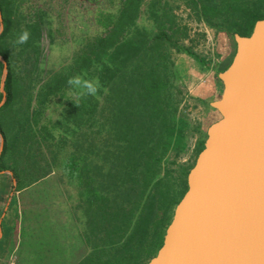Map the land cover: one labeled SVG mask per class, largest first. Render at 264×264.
<instances>
[{
  "label": "trees",
  "instance_id": "trees-1",
  "mask_svg": "<svg viewBox=\"0 0 264 264\" xmlns=\"http://www.w3.org/2000/svg\"><path fill=\"white\" fill-rule=\"evenodd\" d=\"M153 1L146 11L152 29L138 23L144 0H121L119 10L107 14L106 31L87 43L82 57L42 78L37 92L40 78L11 71L0 35V54L9 62L0 107V170L8 161L16 180L11 187H31L44 202L54 194L55 169L81 178L92 248L83 264H143L155 256L188 189V172L173 175L168 168L170 153L187 144L172 60L174 49H185L179 42L187 26L164 0ZM186 1L198 20L241 35H250L264 18L262 0ZM4 68L0 60V102ZM53 104L74 124L71 135L51 131L45 110ZM86 117L98 127L95 136H87Z\"/></svg>",
  "mask_w": 264,
  "mask_h": 264
},
{
  "label": "rangeland",
  "instance_id": "rangeland-1",
  "mask_svg": "<svg viewBox=\"0 0 264 264\" xmlns=\"http://www.w3.org/2000/svg\"><path fill=\"white\" fill-rule=\"evenodd\" d=\"M152 1L144 0L138 18V23L147 29L153 28L149 12H146ZM2 2L0 35L4 33V36L1 46L9 57L15 76L40 78L39 83H36V92L44 82L42 78L47 79L84 55L87 43L106 31L107 14L116 13L121 4V0H68L65 10L58 12V7L50 0ZM166 3L174 8L182 27L187 26L186 35L179 42L185 49H174L172 52L174 67L179 75L178 84L182 90L180 111L188 121L187 144L180 153H170L168 168L173 175H177L180 170L189 174L205 147L209 126L221 117L211 102L222 96L224 84L220 74L233 61L237 51L235 36L240 33L231 32L225 25L210 26L198 20L186 0H164ZM25 32L28 33V39L20 43V37ZM0 57L5 61L0 59L7 65L9 73V62L2 54ZM109 105L111 103L107 102L106 107ZM59 106L53 104L45 110L50 129L54 134L71 135L76 128L62 118ZM88 119L86 117L87 136H95L91 132L97 131L98 127L90 126L92 121ZM106 127L100 129L106 130ZM0 136L3 149L4 136L1 132ZM71 151H74V147H71ZM68 172L69 169L63 167L54 170V194L44 202V196L34 195L31 187L21 191L11 187L16 180L8 161L0 170V231L8 227L13 234L16 232L20 235L14 244L16 251L10 258V264H22L18 252L25 257L24 253L37 252L49 246L51 250L58 251L65 245L74 247L75 259L85 258L92 252L88 244L89 206L85 196H82L85 192L84 183L77 174L67 175ZM10 198L12 201L9 202ZM151 258L148 257L143 264H147Z\"/></svg>",
  "mask_w": 264,
  "mask_h": 264
},
{
  "label": "water",
  "instance_id": "water-1",
  "mask_svg": "<svg viewBox=\"0 0 264 264\" xmlns=\"http://www.w3.org/2000/svg\"><path fill=\"white\" fill-rule=\"evenodd\" d=\"M235 38L236 54L220 74L222 96L211 102L221 117L147 264H264V18ZM7 74L6 65L4 100Z\"/></svg>",
  "mask_w": 264,
  "mask_h": 264
},
{
  "label": "crops",
  "instance_id": "crops-1",
  "mask_svg": "<svg viewBox=\"0 0 264 264\" xmlns=\"http://www.w3.org/2000/svg\"><path fill=\"white\" fill-rule=\"evenodd\" d=\"M54 1V4L58 7V12H63L66 8L68 0H50ZM62 9V10H60ZM12 201L10 198L9 202ZM8 202V204H9ZM0 231V264H10V258L16 251L14 247L16 239H20V235L16 232L13 234L11 230ZM18 242V240H17ZM74 248V247H73ZM70 246H63L61 251L51 250V246L45 247L43 249L37 250V252H27L25 257L22 253L18 252V258L21 260L22 264H81L87 259V256L82 259L80 257L75 259V249ZM34 256V257H33Z\"/></svg>",
  "mask_w": 264,
  "mask_h": 264
},
{
  "label": "clouds",
  "instance_id": "clouds-1",
  "mask_svg": "<svg viewBox=\"0 0 264 264\" xmlns=\"http://www.w3.org/2000/svg\"><path fill=\"white\" fill-rule=\"evenodd\" d=\"M27 39H28V33L25 32V33L20 37L19 42H20V43H24L25 41H27Z\"/></svg>",
  "mask_w": 264,
  "mask_h": 264
}]
</instances>
